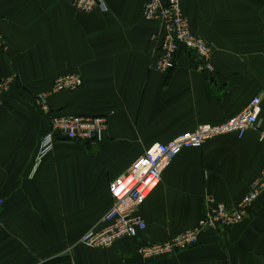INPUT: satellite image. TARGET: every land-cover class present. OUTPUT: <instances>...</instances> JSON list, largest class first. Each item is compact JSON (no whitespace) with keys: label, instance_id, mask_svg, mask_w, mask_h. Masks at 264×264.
Listing matches in <instances>:
<instances>
[{"label":"crops","instance_id":"0c3cea01","mask_svg":"<svg viewBox=\"0 0 264 264\" xmlns=\"http://www.w3.org/2000/svg\"><path fill=\"white\" fill-rule=\"evenodd\" d=\"M89 14L74 0H0V80L11 78L0 107V264H264V192L241 224L202 231L173 257L144 260L140 243L164 241L199 225L209 198L236 207L264 174V0H181L192 32L212 47L213 71L182 49L170 73L156 68L159 20L149 0H105ZM75 91L38 98L65 74ZM262 96L256 127L201 148L184 149L164 169L138 214L146 229L109 248L81 238L102 228L110 184L151 146L201 125H217ZM108 117L101 141L58 137L33 173L50 114Z\"/></svg>","mask_w":264,"mask_h":264},{"label":"built area","instance_id":"2783aa9c","mask_svg":"<svg viewBox=\"0 0 264 264\" xmlns=\"http://www.w3.org/2000/svg\"><path fill=\"white\" fill-rule=\"evenodd\" d=\"M76 10L89 14L96 9L108 11L105 0H74ZM146 20H159L163 33L155 34L158 58L156 68L162 73H170L175 67L178 52L185 49L194 53L202 63L203 69L212 72L211 57L213 49L202 37L192 32L188 18L183 13L181 0H149L144 7ZM8 48L7 40L0 35V50ZM11 78L0 80V107L3 96L9 90ZM83 84L79 74L71 73L57 77L49 94L38 98L40 108L51 112L49 95L75 91ZM262 96H256L238 115L217 125H201L194 131L185 132L166 143H156L139 156L126 172L110 184L113 206L104 217L102 228H92L81 238V243L91 248H109L124 238L137 237L147 225L138 214L140 207L159 186L164 169L184 149L201 148L208 140L219 136L236 134L242 138L250 129L256 127L261 112ZM51 131L45 135L39 146L33 173L42 159L53 150L58 137L79 140L86 143L101 141L108 128V117L92 115L50 114ZM264 141V133L261 134ZM264 192V174L252 182L251 189L236 207L215 202L209 198L210 205L199 225L154 243H140L138 254L147 261L173 257L198 243L202 231L233 228L247 218L248 212ZM5 201L0 197V209Z\"/></svg>","mask_w":264,"mask_h":264},{"label":"rangeland","instance_id":"374dc122","mask_svg":"<svg viewBox=\"0 0 264 264\" xmlns=\"http://www.w3.org/2000/svg\"><path fill=\"white\" fill-rule=\"evenodd\" d=\"M129 167H130V166H129ZM127 170H128V169H127ZM127 170H126V171H127Z\"/></svg>","mask_w":264,"mask_h":264}]
</instances>
